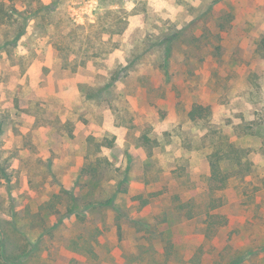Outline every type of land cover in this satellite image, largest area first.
Wrapping results in <instances>:
<instances>
[{"label": "rangeland", "instance_id": "obj_1", "mask_svg": "<svg viewBox=\"0 0 264 264\" xmlns=\"http://www.w3.org/2000/svg\"><path fill=\"white\" fill-rule=\"evenodd\" d=\"M0 232V264H264V0H0Z\"/></svg>", "mask_w": 264, "mask_h": 264}, {"label": "trees", "instance_id": "obj_2", "mask_svg": "<svg viewBox=\"0 0 264 264\" xmlns=\"http://www.w3.org/2000/svg\"><path fill=\"white\" fill-rule=\"evenodd\" d=\"M204 111H205V108H202L201 105H195L193 106V108L191 109V111L189 112V115L192 117V118H197V117H204ZM211 165H212V171L213 173H216L218 171V157L217 156H214L212 155L211 156ZM214 158H217V159H214ZM119 230H120V227H119ZM3 237V238H2ZM8 238L7 237H4V234L2 232H0V261H1V258H3L4 260L8 259V255L9 253L7 254L6 251V247L8 245Z\"/></svg>", "mask_w": 264, "mask_h": 264}]
</instances>
